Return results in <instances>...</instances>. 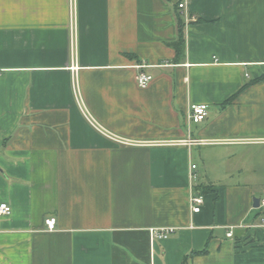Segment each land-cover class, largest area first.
Returning a JSON list of instances; mask_svg holds the SVG:
<instances>
[{
    "label": "crops",
    "instance_id": "obj_1",
    "mask_svg": "<svg viewBox=\"0 0 264 264\" xmlns=\"http://www.w3.org/2000/svg\"><path fill=\"white\" fill-rule=\"evenodd\" d=\"M178 1L0 0V264H264V0Z\"/></svg>",
    "mask_w": 264,
    "mask_h": 264
},
{
    "label": "built area",
    "instance_id": "obj_2",
    "mask_svg": "<svg viewBox=\"0 0 264 264\" xmlns=\"http://www.w3.org/2000/svg\"><path fill=\"white\" fill-rule=\"evenodd\" d=\"M188 0H179L178 7L187 24L197 21L196 17L190 14L187 7ZM136 67L140 70L137 73L136 80L140 87L146 88L149 83L153 80V76L142 69L146 67L144 64H137ZM209 105L206 103H193L190 104L187 118L189 123H200L204 121L208 116ZM189 141V142H188ZM184 141L185 144L197 143L198 140L190 139ZM199 174L198 165L196 163H191L189 168V204L192 213H200L205 204V195L199 189ZM261 207H264V197L261 199ZM12 213V207L7 202L0 203V218L4 216H9ZM57 220L55 217H50L46 219V225L49 230H54L56 228ZM260 226H264V221ZM230 230L227 235L229 237L233 236L235 226H230ZM151 235L153 239H165L171 234L175 233L177 228L175 227H161V228H151Z\"/></svg>",
    "mask_w": 264,
    "mask_h": 264
},
{
    "label": "trees",
    "instance_id": "obj_3",
    "mask_svg": "<svg viewBox=\"0 0 264 264\" xmlns=\"http://www.w3.org/2000/svg\"><path fill=\"white\" fill-rule=\"evenodd\" d=\"M177 10H179L178 4H177ZM178 22H179V26H178V39H177V41H175L172 44L175 46V48L177 50V53L180 54V53H182L183 50H185V47H186V38H185V26H186V23H185L184 18L181 15L180 12H179V15H178ZM262 80H264V76H262L260 79H255L252 82H257V81H262ZM236 97H237V95H233L224 104H227V103L232 102ZM211 188L212 187H210L209 185H205V184H200L199 185V189L201 190V192L204 195L207 194V193H209L210 190H212ZM188 257L189 256H186L185 257V259L182 262V264H186V262L188 260Z\"/></svg>",
    "mask_w": 264,
    "mask_h": 264
},
{
    "label": "water",
    "instance_id": "obj_4",
    "mask_svg": "<svg viewBox=\"0 0 264 264\" xmlns=\"http://www.w3.org/2000/svg\"><path fill=\"white\" fill-rule=\"evenodd\" d=\"M254 207L259 208L261 206V197H254Z\"/></svg>",
    "mask_w": 264,
    "mask_h": 264
},
{
    "label": "rangeland",
    "instance_id": "obj_5",
    "mask_svg": "<svg viewBox=\"0 0 264 264\" xmlns=\"http://www.w3.org/2000/svg\"><path fill=\"white\" fill-rule=\"evenodd\" d=\"M185 144V143H184ZM264 197V195L261 197V199Z\"/></svg>",
    "mask_w": 264,
    "mask_h": 264
}]
</instances>
